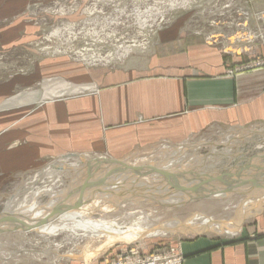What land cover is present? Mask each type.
Instances as JSON below:
<instances>
[{"label":"rangeland","instance_id":"1","mask_svg":"<svg viewBox=\"0 0 264 264\" xmlns=\"http://www.w3.org/2000/svg\"><path fill=\"white\" fill-rule=\"evenodd\" d=\"M252 1L184 0L179 4V0H32L19 16L0 20V33L16 19L23 24L21 41L9 47L0 43V84L16 75H29L42 66L54 68L49 73L54 81L63 80L67 73L66 78L70 77L71 82L72 79L88 81L96 76L105 81L112 73L121 75L133 69H148L151 65L158 64L165 54H172L178 48L174 47L172 39L168 38L170 42L165 43L164 35L172 31L177 34L178 39L173 37L177 39L176 44L180 42V38H185V44L193 42L210 45L229 54H250L260 50L264 55V11L258 14L250 12L249 9L253 8ZM171 6L174 8H170ZM56 31L59 32L58 35L55 34ZM90 59L100 61L96 64ZM254 66L264 67V58L257 59L251 67ZM257 131L264 135V128ZM257 131L248 132L249 136L246 138L231 139L236 140L235 144L226 140L239 132L227 127L209 128L198 135L184 137L182 142L177 143L152 136L151 142L120 158H113L106 152L82 154V157L88 160L105 157L131 163L150 157L151 162L157 163L162 155L171 154L181 145L206 143L209 145L203 147L199 155H210L209 146L215 144L218 153L226 154L224 151H228L226 155L231 158H225L222 165H227L230 169L238 161H243L246 165L253 164L249 161L250 158L252 161L258 160L256 162L261 165V158L264 162V137H256L254 132ZM252 141L260 143L256 146ZM57 160L59 159L51 160L36 172L12 182L0 199V215L8 209L11 201L14 205L12 212L19 211L20 204L37 201L42 207L48 201H54L55 197L51 199L49 195L35 198V191L39 189H50L51 194H56V203L61 205L69 187L75 183L80 184L83 176L77 175L75 171H64L56 167L50 169L47 176L43 174ZM62 163L73 166L74 169L78 166L77 159ZM248 176L250 181H254V174L249 173ZM33 188L35 191L28 194ZM248 199L250 200L249 196H239L225 202L217 199L199 200L176 208H155L156 204L151 203H129L117 212L100 215L96 211L92 218L114 221L121 226L133 223L137 213L144 212L149 215L150 224L156 228L171 222L185 225L202 213L215 222L230 224L237 221L244 210H248L249 206L242 207ZM109 201H104V204L113 208L114 200ZM50 207L53 208L51 205ZM259 212L252 210L248 220H245V214L240 231ZM185 229L173 230L174 232L167 234L169 236H151L133 243H117L90 259L87 254L93 252L98 245L87 239L67 234L44 239L36 233L11 232L0 235V264H115L120 258L123 264L127 263L126 259L136 263L153 257L166 259L178 255L181 253V244L196 237L229 238L239 234L227 236L199 232L195 235Z\"/></svg>","mask_w":264,"mask_h":264},{"label":"crops","instance_id":"2","mask_svg":"<svg viewBox=\"0 0 264 264\" xmlns=\"http://www.w3.org/2000/svg\"><path fill=\"white\" fill-rule=\"evenodd\" d=\"M31 1L0 0V20L19 16ZM252 3L250 12L264 11V0ZM21 31L16 19L0 43L17 44ZM172 32L165 43L172 39L178 48L148 69L71 82L67 73L54 81V68L42 66L1 83L0 199L12 182L51 160L104 152L120 158L152 136L177 143L213 127L241 134L264 128V67H251L263 52L229 54L185 38L176 44ZM242 229L183 242L181 264H264V209Z\"/></svg>","mask_w":264,"mask_h":264},{"label":"bare ground","instance_id":"3","mask_svg":"<svg viewBox=\"0 0 264 264\" xmlns=\"http://www.w3.org/2000/svg\"><path fill=\"white\" fill-rule=\"evenodd\" d=\"M182 1L184 0H179V4ZM170 8H174V6ZM55 34L58 35L59 32L56 31ZM118 53L116 52V54ZM99 61L100 59H97L94 63L97 64ZM248 134L237 133L226 141L235 144L237 139L246 138L249 136ZM233 138L236 140L232 141ZM208 145L206 143L181 145L171 154L162 155L161 160L157 163L151 162L150 157L134 161L135 163L99 157L100 159H94L101 162L102 165L99 169H96L94 160H88L82 156L71 155L61 158L50 164L43 174L47 176L50 169L56 167V169L64 171H75L77 175L82 174L83 181H80V184H72L71 188L69 187L65 193L66 198L61 205L56 203V194H51L48 188L37 191L33 188L28 191V194L35 191V198L42 195H49L51 199L55 197L54 201H48V204L42 207L38 205L37 201H33L29 204H20L19 211L12 212L14 205L11 201L8 209L0 215V235L11 232L36 233L46 239L60 234H67L70 237L87 239L98 245L93 252L87 254V258L90 259L117 243H133L144 237L166 236L169 232L182 230V228H186L187 232H193L194 234L199 232H214L218 235L227 236L238 234L242 223H244V215H247L245 220H248L252 210L259 212L263 209V159L259 160L261 165L256 162L258 160L252 161L251 158L249 161L253 164L249 165L243 164V161H238L230 169L227 165H222L225 158H231L226 155L228 151H224L226 154L218 153L215 144L209 146L211 148L210 155L206 157L199 155L200 150ZM70 159H77L78 166L75 169L73 166L62 163ZM88 162H92L91 166ZM115 162L117 163L114 164ZM80 166L82 167L79 168ZM249 173L254 174L255 177H252L254 181H250ZM226 178H228L231 185L236 186L235 191L211 195L209 192L211 189L205 183L215 187L217 191H221L225 189L221 184ZM255 183H258V187L254 186ZM239 196L250 197V200L248 199L242 206H249V208L241 213L237 221L230 222V224L215 222L202 213L197 214L185 225L171 222L156 228L150 224L149 215L144 212H138V216L134 219L136 221L133 223L121 226L114 221L94 220L92 218L96 211L100 215L107 212H117L122 206L129 203L133 205L151 203L156 204L154 205L155 208L162 206L176 208L199 200L217 199V201L225 202V200H231ZM110 199L114 200L113 208L107 206L106 203L104 204V201ZM131 215L135 216L134 213Z\"/></svg>","mask_w":264,"mask_h":264},{"label":"built area","instance_id":"4","mask_svg":"<svg viewBox=\"0 0 264 264\" xmlns=\"http://www.w3.org/2000/svg\"><path fill=\"white\" fill-rule=\"evenodd\" d=\"M123 257V256H122ZM121 259V258H120ZM118 259L115 264H123L122 261ZM120 260V261H119ZM183 261L181 253L178 255H174L172 257L160 258V257H153L151 259H147L145 261L132 263L131 259H126V264H181Z\"/></svg>","mask_w":264,"mask_h":264},{"label":"water","instance_id":"5","mask_svg":"<svg viewBox=\"0 0 264 264\" xmlns=\"http://www.w3.org/2000/svg\"><path fill=\"white\" fill-rule=\"evenodd\" d=\"M96 165V169H99L101 167V162L99 160H94L93 161ZM90 163V166H91V163L92 162H88ZM117 162H115L114 164H116ZM108 164H112V163H108ZM89 165V164H88ZM126 169V168H125ZM206 186H208L211 190L209 191L211 193V195H216V194H223V193H232L235 191L236 189V186L235 185H231V183L228 181V178L224 179V182L221 184L222 186L225 187L224 190H221V191H217L215 187L211 186L210 184L208 183H205ZM255 187H258V183H255L254 184Z\"/></svg>","mask_w":264,"mask_h":264}]
</instances>
